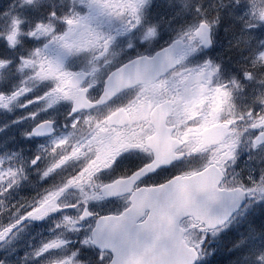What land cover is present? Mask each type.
<instances>
[{
	"label": "flooded vegetation",
	"instance_id": "obj_1",
	"mask_svg": "<svg viewBox=\"0 0 264 264\" xmlns=\"http://www.w3.org/2000/svg\"><path fill=\"white\" fill-rule=\"evenodd\" d=\"M70 21L62 19L63 28H53L49 35H63L71 29ZM109 21L110 25L117 24ZM129 21L124 24L127 31ZM102 34L113 39L119 29L95 28L87 37L82 36L83 46L70 52L62 64L71 67L61 68L62 81L56 77L46 93L51 99L49 107L30 111L33 127L50 119L56 130L50 137L24 143L32 150L39 171L31 168L27 172L21 162L16 163L14 187L16 192H28V199L11 210L0 211V264H109L113 254L95 247L94 229H116L118 233V223L105 218L127 212L132 213V221L141 224L157 209L170 212L172 222L179 220L188 241L199 229L208 233L203 241L213 235L223 244L237 241L246 245L248 239L243 232L257 228V238L264 245V159L258 156L264 145H256L254 139L262 131L261 117L253 113L258 102L238 116L226 111L223 118L220 104L215 113L216 91L221 90L215 86L216 71L205 78L198 75L192 62L182 60L180 66L164 75L139 79L103 103L74 111L78 93L83 92L89 103L98 102L108 80H129L126 76L109 79L112 72L166 45L151 47L144 42L137 49L122 45L108 55L103 50L108 46H103ZM55 44L59 40L51 39L47 45L48 57L54 56ZM188 55L184 51L181 58ZM241 64L246 67L243 61ZM258 64L257 59L251 62L249 71L244 69L246 75L239 79L245 83L242 98L251 100L254 91L246 92L250 85L263 83L253 75ZM78 71L87 72L88 77L74 88L68 85V79ZM216 125L225 127V139L204 146L203 131ZM235 135L241 140L234 139ZM23 142L18 141L16 147ZM204 157L209 162L201 165ZM209 164L218 165L224 172L222 188L239 190L237 197L242 189L246 197L245 204L222 227L211 231L193 216L178 219L171 209L172 197L167 198L174 189L161 188L172 182L176 186ZM240 214L242 218L238 219ZM217 230H223L224 236H215ZM231 231L235 233L233 238Z\"/></svg>",
	"mask_w": 264,
	"mask_h": 264
},
{
	"label": "rangeland",
	"instance_id": "obj_2",
	"mask_svg": "<svg viewBox=\"0 0 264 264\" xmlns=\"http://www.w3.org/2000/svg\"><path fill=\"white\" fill-rule=\"evenodd\" d=\"M70 2V4H75L77 0H66ZM82 0H78L77 5ZM86 1V7L87 12L82 17L77 19L78 17L71 18V29L69 31H66L63 35H61L58 40L59 44H55V50H54V56L48 57L49 52L47 49L46 41L45 39L50 38L49 32L54 28L56 20H54L52 23L46 22L43 24H37L35 26V29L32 32V38L36 39L37 44L41 45L40 51L43 53L42 55V61H44V71H42V74H44L43 77H38L40 84H45L46 82H43L44 80L52 79L51 83L56 81V77L60 81L62 76H59V72L61 71L63 62L67 59V56L70 52H74L75 50H79L83 46V40H80L82 36L87 37L90 34V30L96 28L95 23L98 25H104L109 21L110 14L114 13V9H124L126 6L130 7L128 9L129 13H132L135 15L133 23L136 24V26L133 28V26H130V30L133 28V33H129V40L138 39L148 31H154L156 33L154 39H150L149 41L145 42V45H161L169 43L172 39H174L175 36L177 37H183L188 38L189 45L194 44V39L192 37V32L196 28L198 20L200 18H206L209 10L215 8L216 4H220V11L225 13L227 17H229L231 20L238 19L239 22H244L248 27H244L243 25L240 26H234L233 23H226L220 20V17L218 18V22L215 23L216 26V34H221V42L216 43L215 47V55L217 54L218 50H220L219 47L223 46V55L222 59L225 61L226 68L229 69L232 66H237L236 64L241 65V61H243L246 65H250L251 62H254L255 58H252L251 55H244L241 56V54L236 53L234 55H230L232 50L237 51L238 48L242 45L243 42L251 39L252 41V48L259 49L257 54V60L259 62L257 66V77H259L262 82L264 81V70L262 71L261 68L264 67V28H261L257 25V21L262 23L264 26V0H84ZM155 3V4H154ZM156 4L164 5L162 6V10L159 15H156L154 19L151 21L150 17V23H147V19L149 18L147 11L148 8H155ZM113 5L115 8H113ZM154 5V6H153ZM153 6V7H152ZM149 12V11H148ZM77 13V12H75ZM77 15H79L77 13ZM153 18V17H152ZM201 20V19H200ZM73 31H75L73 33ZM262 32V33H261ZM47 33V34H46ZM46 34V35H45ZM261 35L259 37V42L257 41V36ZM7 41L9 46L12 50L7 49L9 52V55L11 56L10 59L13 60L14 52L19 53V57L22 59L18 60V64H21V71L23 75L25 76V71L27 68L31 67L32 65H36V61L34 60L35 57L31 55L30 52L25 51L24 49L19 47L15 48L12 47L15 43L12 42V39L10 37H7ZM129 41V42H130ZM192 42V43H191ZM188 45V46H189ZM217 45L219 47H217ZM26 53V54H24ZM221 54V52L219 53ZM200 58V56H198ZM46 61H50L51 64H47ZM79 61V60H77ZM209 61V59H208ZM236 63V64H235ZM7 64L6 67L8 69V72H12L11 70V62L5 63ZM198 66V65H197ZM197 66L195 64V68L197 69ZM199 68V67H198ZM206 70V66L202 65L201 73ZM8 76L7 78L3 79L5 87L13 86L15 88V93L12 95L7 96L6 100H3L0 103V115L3 109L8 108H21V109H44L47 108V104H43L42 102L39 103H32V100H35L38 96L33 95L31 96V93L33 92V87L31 88V85L35 81L29 82V84H19L18 81L15 80L14 74H6ZM263 78V79H262ZM232 82V80H231ZM49 83V82H48ZM238 87V90L240 92L241 87L240 84H236ZM251 90L254 91V96L250 99H243L242 95L240 94V97L242 100L246 101L245 107H249L250 105L254 104L255 102H258L254 108V110L258 109V114L260 115L262 112H264V95L263 91L264 88L262 86L255 87L250 85V90H247L246 92L249 94L251 93ZM41 95V94H40ZM220 98V95L218 96ZM218 100V99H217ZM216 100V101H217ZM17 102V103H16ZM229 104V102H228ZM217 112V108H215V113ZM3 116V115H2ZM27 118H31V113L28 114ZM25 119L22 118V122H24ZM25 130H30L33 127V122L25 124ZM19 126V125H16ZM263 127H264V120H263ZM201 128H199L200 130ZM8 133L6 135L11 136L13 133L12 128H7ZM14 131L15 127L13 128ZM22 131V129H21ZM1 141H3V137L1 138ZM234 139L241 140V137L239 135H235ZM13 140V137H12ZM32 139H27L22 144L19 143V145L14 150L15 146H11L10 144L6 146L0 145V183L6 180L8 178V175L14 176V165L18 162H21L24 170H27V172L34 168L33 171H39L38 166H36V162L34 161L35 156L32 155V150L28 149L24 143L31 142ZM21 144V145H20ZM22 148V149H20ZM25 153V154H22ZM251 153V152H249ZM260 158L264 159V148L258 155ZM9 162V166L3 167L2 165H6V163ZM209 162V159L207 157H204V161L201 163V165H205ZM16 192V190H15ZM15 196L13 197L14 200L12 201L10 206H15L16 204L21 203L22 201H26L28 198V192H16L13 193ZM12 194V195H13ZM25 195V196H24ZM27 195V196H26ZM247 211V210H246ZM15 211L12 212L14 214ZM242 218V215L240 214L238 216V219ZM2 227L0 223V228ZM235 230L236 232H239L237 228L230 229ZM249 228H247V233L243 232L245 237L248 239L247 243L252 248V256L255 258H246L248 255L244 254V259H241L240 262H246L249 264H264V248H261L260 245L261 242L258 240L257 236L250 233ZM216 234L223 236L224 231ZM204 234L200 231L198 232V240H201L202 236ZM214 237V236H213ZM214 244L217 243V239L214 238ZM207 247L212 246V244ZM264 246V245H262ZM258 247V249H257ZM259 253H258V252ZM250 254V253H249ZM258 254V255H257ZM246 258V259H245ZM214 258L210 259L211 264H215L216 262L213 261Z\"/></svg>",
	"mask_w": 264,
	"mask_h": 264
},
{
	"label": "water",
	"instance_id": "obj_3",
	"mask_svg": "<svg viewBox=\"0 0 264 264\" xmlns=\"http://www.w3.org/2000/svg\"><path fill=\"white\" fill-rule=\"evenodd\" d=\"M196 35L203 44L209 45L211 43V30L207 23L200 24ZM181 43L175 41L171 47L158 54L151 61L158 60L166 51L178 50ZM82 77L84 75L80 74V79ZM77 107L80 106L77 105ZM48 124V122H44L36 127L33 130L34 135L37 137L49 135L51 130L47 129ZM257 141L258 143L264 142V135H260ZM221 180V173L213 166L204 169L198 175L183 181V193L181 191L173 193L172 204L174 208H170L178 215V218L193 215L209 228L222 225L238 209L243 197H241L240 202H234L237 191L220 189ZM169 214L171 213L169 212ZM118 222V225L122 227L129 224L127 229L136 231L145 237L143 241L135 244L137 247L135 251L129 246L125 249V242L120 243L121 246H116L113 242L116 236L112 237L110 243H103L97 237L95 243L101 249L114 252L115 259L111 264H194L197 259L196 252L187 246L182 238L183 231L178 229L175 221L159 222L157 218H154L137 228L133 224L135 221L131 222L128 219V213H125ZM120 236L122 237V233Z\"/></svg>",
	"mask_w": 264,
	"mask_h": 264
},
{
	"label": "trees",
	"instance_id": "obj_4",
	"mask_svg": "<svg viewBox=\"0 0 264 264\" xmlns=\"http://www.w3.org/2000/svg\"><path fill=\"white\" fill-rule=\"evenodd\" d=\"M218 13H220V11H218L217 5H216L215 8L213 9L212 13H211L212 16L210 18H208V20L212 21L213 20L212 17L215 16L216 14H218ZM222 21L229 22V23H233L234 22L233 24H235V26H240L241 25L239 22L234 21V20H230V19H227V18H223ZM220 253L223 254V252H220ZM205 259L208 260L207 258H205Z\"/></svg>",
	"mask_w": 264,
	"mask_h": 264
},
{
	"label": "clouds",
	"instance_id": "obj_5",
	"mask_svg": "<svg viewBox=\"0 0 264 264\" xmlns=\"http://www.w3.org/2000/svg\"><path fill=\"white\" fill-rule=\"evenodd\" d=\"M156 33L154 31H148L140 37L142 43L149 41L150 39L155 38Z\"/></svg>",
	"mask_w": 264,
	"mask_h": 264
}]
</instances>
